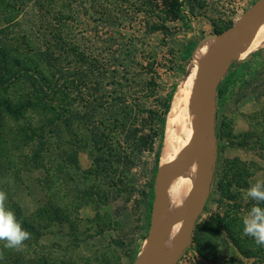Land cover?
<instances>
[{"label":"rangeland","instance_id":"374dc122","mask_svg":"<svg viewBox=\"0 0 264 264\" xmlns=\"http://www.w3.org/2000/svg\"><path fill=\"white\" fill-rule=\"evenodd\" d=\"M177 1L174 19L161 0H0V101L28 96L38 136H17L24 120L0 103V264H134L144 249L173 250L152 251L166 230L153 231V207L147 219L155 117L181 82L186 94L187 76L197 102L198 70L218 44L209 37L257 0ZM227 74L213 182L176 264H264V47ZM194 130L193 155L176 163L194 159ZM197 175L192 160L166 187Z\"/></svg>","mask_w":264,"mask_h":264},{"label":"water","instance_id":"95a60500","mask_svg":"<svg viewBox=\"0 0 264 264\" xmlns=\"http://www.w3.org/2000/svg\"><path fill=\"white\" fill-rule=\"evenodd\" d=\"M263 21L264 0H257L231 28L222 34L211 36L218 38V44L214 52L201 64L197 76L201 90L197 98L199 120L194 131L200 133V138L198 137L195 143L194 158L200 156L202 169L187 196V219L173 250L161 258H153L148 254L145 264H176L191 244L196 220L208 199L215 174L218 155L216 135L217 90L232 64L238 59L243 43Z\"/></svg>","mask_w":264,"mask_h":264},{"label":"bare ground","instance_id":"6f19581e","mask_svg":"<svg viewBox=\"0 0 264 264\" xmlns=\"http://www.w3.org/2000/svg\"><path fill=\"white\" fill-rule=\"evenodd\" d=\"M218 42V38L209 37ZM206 40V39H205ZM264 47V21L255 32L243 43L238 59H243L257 49ZM197 77V76H196ZM189 89L183 88V82L177 87L166 115L164 126L163 146L160 153V170L156 181V196L153 203L152 223L154 232H164L155 245V254L164 245L170 249L175 245L177 236L187 219L186 200L192 186L184 189L166 187L171 175L177 176L185 171V167L193 160L199 173L202 169L200 157L189 159L193 155L192 133L198 124L199 107L196 102L197 79L187 76ZM205 139V138H204ZM146 244L144 245L145 248ZM145 252H141L134 264H145ZM168 252V251H167Z\"/></svg>","mask_w":264,"mask_h":264},{"label":"trees","instance_id":"16d2710c","mask_svg":"<svg viewBox=\"0 0 264 264\" xmlns=\"http://www.w3.org/2000/svg\"><path fill=\"white\" fill-rule=\"evenodd\" d=\"M167 1H169V2L167 3ZM161 2H163L165 4H169V12L174 19H177L179 17L177 7H179L181 5H180V3H178L177 0H161ZM158 30H159V28H153L151 30V32H155ZM228 77H229V75L227 74L223 78L221 83L224 84L227 81ZM14 83H15V79L13 80V82L11 84H14ZM33 86L35 88V87H37V84H34ZM49 91H50V89H49ZM220 94H221V86L219 85L218 90H217V97H219ZM86 97H87V95L84 94L82 97H80V101L85 103V105L89 104V107H90V102H87L88 100H86ZM38 99H41L40 96ZM0 103L3 107V110L6 114V116L15 120V122H18V121L23 122V120H24V124L22 126L17 125V127H16L15 133L17 134V136L21 135L24 138V140H26V141L31 140V138H34V137L37 138L38 137L36 134L37 128L36 127H30L29 123L25 121L27 119L28 112L34 108V104L28 100V96L23 97L22 94H18V92H14L12 98L3 99L0 101ZM169 108H170V103L168 102L162 108L163 109L162 112L155 117L157 130L159 131L158 136H159L160 140L158 142V151L155 155L154 169L152 171L153 180L158 173V165H159L160 153H161V149H162V145H163V137H164L165 116L167 115ZM90 110H91V108H89V111ZM44 111L50 112V111H52V109H49V110L46 109ZM1 112H2V110L0 108V113ZM76 114H78V116H79L80 112L76 111ZM2 117L3 116L0 115V119ZM82 117H83V114H82ZM82 117L79 118V123H81ZM89 119H93V117L90 116ZM216 120H217V115H216ZM24 125H26V126H24ZM36 155H39V153H36ZM33 157L35 158L34 154H33ZM97 162L98 161L94 160L96 168L100 169V166H98ZM154 198H155L154 185L151 184L150 191H149L148 207H147V212H148L147 219H148V221L150 220V217H151V212H152L151 210L153 207Z\"/></svg>","mask_w":264,"mask_h":264}]
</instances>
